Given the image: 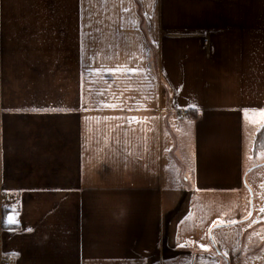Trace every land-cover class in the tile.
Here are the masks:
<instances>
[{
  "label": "crops",
  "instance_id": "0c3cea01",
  "mask_svg": "<svg viewBox=\"0 0 264 264\" xmlns=\"http://www.w3.org/2000/svg\"><path fill=\"white\" fill-rule=\"evenodd\" d=\"M263 125L264 0H0V264H264Z\"/></svg>",
  "mask_w": 264,
  "mask_h": 264
},
{
  "label": "rangeland",
  "instance_id": "374dc122",
  "mask_svg": "<svg viewBox=\"0 0 264 264\" xmlns=\"http://www.w3.org/2000/svg\"><path fill=\"white\" fill-rule=\"evenodd\" d=\"M252 149V155L247 161V169H251L247 172L245 197L252 199L255 209L249 224L255 227L254 230H258L256 234L264 239V125L258 129ZM185 174L190 175L188 168Z\"/></svg>",
  "mask_w": 264,
  "mask_h": 264
},
{
  "label": "built area",
  "instance_id": "2783aa9c",
  "mask_svg": "<svg viewBox=\"0 0 264 264\" xmlns=\"http://www.w3.org/2000/svg\"><path fill=\"white\" fill-rule=\"evenodd\" d=\"M181 113L182 114H188V110L185 109ZM1 198H3L4 200H7L8 199V193H6V192L2 193Z\"/></svg>",
  "mask_w": 264,
  "mask_h": 264
},
{
  "label": "snow or ice",
  "instance_id": "6c2138e0",
  "mask_svg": "<svg viewBox=\"0 0 264 264\" xmlns=\"http://www.w3.org/2000/svg\"><path fill=\"white\" fill-rule=\"evenodd\" d=\"M262 210H264V209H262ZM235 221H233V223H234Z\"/></svg>",
  "mask_w": 264,
  "mask_h": 264
},
{
  "label": "trees",
  "instance_id": "16d2710c",
  "mask_svg": "<svg viewBox=\"0 0 264 264\" xmlns=\"http://www.w3.org/2000/svg\"><path fill=\"white\" fill-rule=\"evenodd\" d=\"M195 117H198L197 115Z\"/></svg>",
  "mask_w": 264,
  "mask_h": 264
}]
</instances>
